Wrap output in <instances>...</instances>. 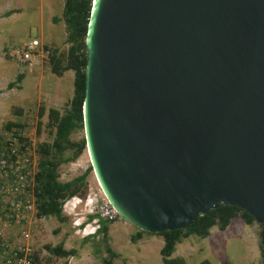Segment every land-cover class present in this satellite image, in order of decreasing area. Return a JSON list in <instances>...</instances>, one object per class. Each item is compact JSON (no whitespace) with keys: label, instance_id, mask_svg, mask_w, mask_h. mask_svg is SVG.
I'll return each instance as SVG.
<instances>
[{"label":"water","instance_id":"obj_1","mask_svg":"<svg viewBox=\"0 0 264 264\" xmlns=\"http://www.w3.org/2000/svg\"><path fill=\"white\" fill-rule=\"evenodd\" d=\"M85 151L118 217L159 233L219 204L264 227V0H92Z\"/></svg>","mask_w":264,"mask_h":264},{"label":"rangeland","instance_id":"obj_2","mask_svg":"<svg viewBox=\"0 0 264 264\" xmlns=\"http://www.w3.org/2000/svg\"><path fill=\"white\" fill-rule=\"evenodd\" d=\"M62 1L0 0V136L5 135L4 124L11 121L21 125L19 132L30 138L35 147L40 141H50L51 128L46 125L45 115L40 118V129L36 131L37 112L41 106L44 110L49 107L60 110L71 96L70 70L65 71L61 76H55L49 71L46 63L23 67L9 57L12 48L21 46L31 38L38 39L50 48H59V50L66 48L64 25L60 19ZM53 17L58 18L56 22H53ZM17 73H23L22 80L9 87L8 83L14 80ZM82 135V130L77 129L70 133V139L76 141ZM88 166V156L84 150L74 161L59 166L58 179L69 180L81 174ZM96 187V180L90 171L86 178V189L79 197H84ZM79 211L83 212L82 204H79ZM67 218V222L59 223L54 217H36L33 214L30 221L24 224V228L29 233L28 245L32 252L36 251L39 264H101V258L106 255L102 234L80 238L73 233L71 217L67 216ZM119 223L129 224L120 218L113 222L114 225ZM239 224L242 225V222L234 218L224 230L211 227L209 235L204 238L196 235L181 238L175 244L171 256H181L183 264H197L203 259L210 264H255L259 260L257 223L251 224L249 230L244 233L241 232ZM20 227L21 225L18 226L13 222L5 225L0 222L1 234L9 243H15L19 239ZM135 230V226L128 225L127 229H123L120 237L127 239ZM106 238L107 245L117 253V259H113V264L124 262V252L116 249L112 233L107 234ZM58 243H61L64 249H73L74 254L56 257L43 247ZM125 262L126 264H163L156 251L149 253L148 260H145V255L139 251L131 261L125 258Z\"/></svg>","mask_w":264,"mask_h":264},{"label":"trees","instance_id":"obj_3","mask_svg":"<svg viewBox=\"0 0 264 264\" xmlns=\"http://www.w3.org/2000/svg\"><path fill=\"white\" fill-rule=\"evenodd\" d=\"M92 0H63L61 8V21L64 25V44L66 48H49L48 61L46 66L55 76H61L65 71L72 72V92L69 100L59 110L49 107L47 110L41 106L37 112V129H40V118L45 115L50 129V141H40L36 144V173L34 185V214L36 217H54L59 223L67 222V216H64L60 210V200L79 194L83 195L86 189V178L91 167L88 166L81 174H78L66 181L58 179V169L61 164L74 161L84 150L83 135L79 140L70 139V133L82 130L81 106L84 92V67H85V47L84 38L88 23L90 7ZM58 18L53 17V22ZM23 73H17L12 82L8 83L11 87L14 83L22 80ZM13 127V128H12ZM19 123L8 121L4 124L3 130L7 133L21 136ZM3 136V134L0 136ZM26 138V137H25ZM0 213H6L8 210L0 206ZM90 217V216H89ZM237 218L245 225H251L254 220L243 210L234 206L219 204L210 209L205 214L197 216L184 229H175L153 233L161 237L162 246L159 250L161 262L163 264H183L182 257H172L175 244L189 235H196L204 238L209 235V229L216 227L218 230H224L231 219ZM106 224L100 222V228L97 233H101L104 244L105 256L101 258V264H113L112 260L116 256L107 245ZM257 226V246L259 260L255 264H264V227L261 224ZM138 234L130 237L134 242L139 237ZM149 233V232H147ZM150 234V233H149ZM47 252L56 257H65L74 254L73 249H64L61 243L53 246H43ZM30 259L39 264L36 251L32 252ZM197 264H210L206 259Z\"/></svg>","mask_w":264,"mask_h":264},{"label":"built area","instance_id":"obj_4","mask_svg":"<svg viewBox=\"0 0 264 264\" xmlns=\"http://www.w3.org/2000/svg\"><path fill=\"white\" fill-rule=\"evenodd\" d=\"M49 51L38 39L31 38L12 48L9 57L19 66H40L48 61ZM35 150L33 141L23 134L7 133L0 139V206L8 210L0 213V222L2 225L11 222L21 225L15 243H9L0 228V264H36L30 259L29 233L24 228L35 212ZM79 204H82L83 212L79 211ZM60 210L71 217L73 233L80 238L97 234L100 222L110 223L119 218L98 185L84 197L75 194L60 200Z\"/></svg>","mask_w":264,"mask_h":264},{"label":"crops","instance_id":"obj_5","mask_svg":"<svg viewBox=\"0 0 264 264\" xmlns=\"http://www.w3.org/2000/svg\"><path fill=\"white\" fill-rule=\"evenodd\" d=\"M128 223V222H127ZM128 225L130 226L131 224H126V223H119L117 225H114L113 222L107 223L106 224V235L109 234L110 232L112 233L113 237V244L116 246V249L122 250L124 252V262H120L119 264H126L125 258L128 260H132L133 258L136 257L137 253L140 251L145 255V260H148L149 258V253L156 251L159 254V250L162 246V240L161 237L153 234V233H147V232H140L139 237L136 238L134 242L130 241V237L133 235L138 234V230L134 231V233L130 234L127 239H122L120 237L121 232L123 229H127ZM241 225V224H239ZM251 225H245L242 223L240 230L242 233L248 231L249 227ZM246 227V228H243ZM120 241H123L121 243ZM117 256V253H116ZM114 257L113 259H117V257ZM175 257H181V256H175ZM160 258V255H159ZM113 263V260H112Z\"/></svg>","mask_w":264,"mask_h":264}]
</instances>
